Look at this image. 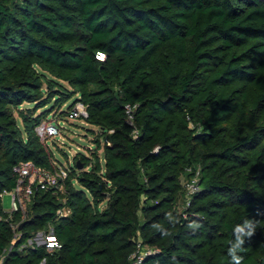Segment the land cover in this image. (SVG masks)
Here are the masks:
<instances>
[{
  "label": "trees",
  "instance_id": "16d2710c",
  "mask_svg": "<svg viewBox=\"0 0 264 264\" xmlns=\"http://www.w3.org/2000/svg\"><path fill=\"white\" fill-rule=\"evenodd\" d=\"M77 102L94 150L9 217L15 168L56 161L35 127ZM244 219L264 264V0H0L1 264H232ZM48 227L58 248H21Z\"/></svg>",
  "mask_w": 264,
  "mask_h": 264
},
{
  "label": "built area",
  "instance_id": "2783aa9c",
  "mask_svg": "<svg viewBox=\"0 0 264 264\" xmlns=\"http://www.w3.org/2000/svg\"><path fill=\"white\" fill-rule=\"evenodd\" d=\"M125 111L127 114V122H131V112L132 108L129 105H125ZM86 117V110L82 103L77 102L74 107L70 110L68 115L69 118H81ZM58 120L50 121L43 120L36 127L35 131L39 136L40 140L46 143L47 138L50 136L57 135L59 133L60 127L58 126ZM53 169L47 170L40 167L34 166L31 162L22 164L20 167L15 168L19 174V178L15 187L9 191L11 199V211L8 212L9 217L15 211L21 210L25 202H28L31 198L32 193L36 189L47 190V189H63V182L67 178L69 173V167L57 164L53 161ZM189 191L191 194L198 189L197 180H191L189 182ZM63 209L58 211L60 216L66 215L67 213H62ZM69 212V210H67ZM12 230H18L17 224L10 225ZM19 235L18 231H15L14 237ZM59 242L56 239V236L53 233L52 228L48 232H42L40 230L36 231L30 238L27 239L24 246H44L47 251H52L59 247ZM140 252V251H139ZM143 252L139 253L137 256L133 254L132 257H135V263L140 261V256L143 255ZM1 264V262H0Z\"/></svg>",
  "mask_w": 264,
  "mask_h": 264
},
{
  "label": "rangeland",
  "instance_id": "374dc122",
  "mask_svg": "<svg viewBox=\"0 0 264 264\" xmlns=\"http://www.w3.org/2000/svg\"><path fill=\"white\" fill-rule=\"evenodd\" d=\"M72 104V99L69 100L65 105L61 107V111L67 110V108ZM23 106H29V104H24ZM45 120L54 121L58 120V126L60 127L59 133L54 136H50L46 140V144L50 148L55 158V162L59 165L69 167L72 164L73 157L77 153H81L85 156H90L91 151L94 150L95 146L93 144V135L89 130L97 131V127L91 125L85 121L83 118H69L68 115L62 116L60 119H57V115L49 113ZM62 152V153H61ZM64 153V155H63ZM98 155L102 157V150H98ZM186 172H191V169L187 168ZM198 179V171L196 170L195 176H190L185 178L182 176L181 184L184 190V197L180 198L178 201V210L185 216L184 210L187 207L188 200L191 196L189 191V182L191 180ZM1 204L2 210L5 213L11 211V199L8 192L4 191L1 193ZM26 202L23 205L21 211L26 215L27 206ZM62 213H67L66 209L61 211ZM26 217V216H25ZM51 227H48L46 230L49 232ZM45 232L44 229L40 230ZM141 253L152 251L151 247L147 245H141L138 249Z\"/></svg>",
  "mask_w": 264,
  "mask_h": 264
},
{
  "label": "clouds",
  "instance_id": "9594fccd",
  "mask_svg": "<svg viewBox=\"0 0 264 264\" xmlns=\"http://www.w3.org/2000/svg\"><path fill=\"white\" fill-rule=\"evenodd\" d=\"M98 58L102 54L97 55ZM168 218L171 222H175L171 213H168ZM153 227L160 229L161 225L155 224ZM257 222L254 219H244L242 223L236 224L233 228L234 240L230 242L227 249V254L231 258L232 264H242L243 257L238 253L241 252L246 238L250 239L256 232Z\"/></svg>",
  "mask_w": 264,
  "mask_h": 264
},
{
  "label": "water",
  "instance_id": "95a60500",
  "mask_svg": "<svg viewBox=\"0 0 264 264\" xmlns=\"http://www.w3.org/2000/svg\"><path fill=\"white\" fill-rule=\"evenodd\" d=\"M81 167H82V166H81V165H79V168H81ZM21 225H22V224H20V225L18 226V229H20V228H21Z\"/></svg>",
  "mask_w": 264,
  "mask_h": 264
}]
</instances>
